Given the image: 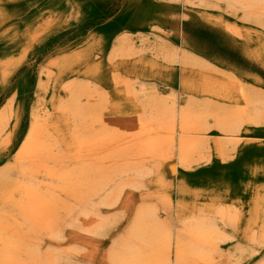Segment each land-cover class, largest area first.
Wrapping results in <instances>:
<instances>
[{
    "label": "rangeland",
    "instance_id": "rangeland-1",
    "mask_svg": "<svg viewBox=\"0 0 264 264\" xmlns=\"http://www.w3.org/2000/svg\"><path fill=\"white\" fill-rule=\"evenodd\" d=\"M238 85L264 96V18L248 19L225 0H0V169L12 177L0 175V208L8 210L4 196L20 178L44 180L21 174L16 159L34 110L53 149L62 152V164L76 167L74 123L58 105L67 99V87L84 92L87 115L95 103L111 121L140 107L142 95L166 99L178 110L189 101L193 109L212 102L241 106ZM221 92H230L231 101L222 100ZM203 114L195 123L205 131L197 136L207 140V150L194 156L200 161L180 167L176 147L172 157H146L140 186H123L114 193L116 204L95 205V217L106 219L101 233L82 230L93 223L83 218L61 226L59 237L38 233L39 250L54 255L73 246L84 264H108L112 241L125 233L141 204L154 203L161 219L170 212L177 221L220 204L234 209L233 224L216 220L228 236L218 249L234 254L229 263L254 264L264 257L256 234L264 224V116L244 122L221 149L219 130ZM250 248L258 250L250 256Z\"/></svg>",
    "mask_w": 264,
    "mask_h": 264
},
{
    "label": "bare ground",
    "instance_id": "bare-ground-1",
    "mask_svg": "<svg viewBox=\"0 0 264 264\" xmlns=\"http://www.w3.org/2000/svg\"><path fill=\"white\" fill-rule=\"evenodd\" d=\"M225 1L236 10H242L248 19L264 18V0ZM244 88L238 85L237 90L239 99L244 104L232 108L212 102L193 109L192 102L189 101L178 110L174 105H168L166 99L142 95L139 97L141 106L127 113L125 119L130 120L127 123L125 119L107 121L108 117L99 113L102 107H97L95 103L91 105L92 111L87 115L84 110L88 105H84L82 101L84 92L78 91L77 87H67L68 97L58 105L71 118L76 132L79 148L74 158L77 165L71 170L62 164L64 157L59 154L62 152H55L52 140L49 141L45 135L39 115L34 110L27 135L16 152V161L22 165L19 171L21 174H41L44 180L39 183L32 180L21 181V178L20 181L15 180L16 183L12 181L15 185L12 183L13 187L4 196V202L9 207H6L8 210L3 206L0 208V264H60L61 261L65 264H84L75 255L76 247L54 252L51 250L54 255H50L51 252L39 250L37 246L40 245L38 243L36 246L35 238L38 233L59 237L61 226L78 225L83 218L93 223L82 226V230L101 233L106 219L95 217V205L116 204L119 196H115V192L126 185L136 188L140 186L137 180L140 181L146 174L142 164L148 156L165 154L172 157L170 151L173 152L176 147L180 167L188 169L194 162L197 163L202 157H194L195 154L207 148L206 138L197 136L205 131H198L199 126L195 125L203 112L207 118L213 119L214 126L221 134L217 145L224 149L227 141L238 134L244 122L258 123L264 116V96L250 95ZM221 93V96L220 93L218 95L222 100L231 101L230 92ZM203 154H206L205 151ZM223 155L226 156L225 153ZM8 166V171L11 172V166ZM170 169L174 172L175 164L172 163ZM4 172L5 169L0 171V175H5ZM7 174L5 177L9 178L10 175ZM128 178L130 181L127 183L125 181ZM1 192L3 194L4 190ZM117 195H121L120 192ZM151 205L141 204L125 233L112 241L105 256L108 264L232 263L229 261L234 254L221 253L218 243L228 238L223 225L234 223L233 208L220 204L208 205L198 214L194 212L196 215L190 214L177 221L171 217L170 212H165L161 219L158 208L153 206L154 203ZM163 206L165 210H169L170 202ZM218 219L223 224L220 227L216 221ZM256 234L260 248H264V224L261 223ZM248 250H252L248 252L252 256L258 249ZM254 264H264V257Z\"/></svg>",
    "mask_w": 264,
    "mask_h": 264
}]
</instances>
